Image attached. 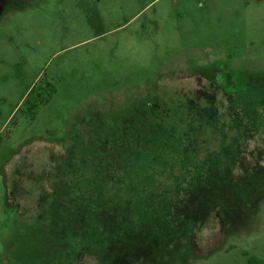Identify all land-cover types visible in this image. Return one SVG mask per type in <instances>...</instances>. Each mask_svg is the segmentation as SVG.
<instances>
[{
	"label": "rangeland",
	"instance_id": "obj_1",
	"mask_svg": "<svg viewBox=\"0 0 264 264\" xmlns=\"http://www.w3.org/2000/svg\"><path fill=\"white\" fill-rule=\"evenodd\" d=\"M0 10V264H264V0Z\"/></svg>",
	"mask_w": 264,
	"mask_h": 264
},
{
	"label": "trees",
	"instance_id": "obj_2",
	"mask_svg": "<svg viewBox=\"0 0 264 264\" xmlns=\"http://www.w3.org/2000/svg\"><path fill=\"white\" fill-rule=\"evenodd\" d=\"M32 94L28 92L23 98L21 105L23 106L24 114L30 119H34L38 114L42 105L46 104L53 93L55 92V86L47 80H42L39 84L32 86ZM11 130L0 134V143L3 137L9 138ZM249 264H259L254 258L249 259Z\"/></svg>",
	"mask_w": 264,
	"mask_h": 264
},
{
	"label": "crops",
	"instance_id": "obj_3",
	"mask_svg": "<svg viewBox=\"0 0 264 264\" xmlns=\"http://www.w3.org/2000/svg\"><path fill=\"white\" fill-rule=\"evenodd\" d=\"M7 6H8V5H7ZM7 6H6L5 8H7ZM2 11H4V10L2 9ZM2 11H0V13H1Z\"/></svg>",
	"mask_w": 264,
	"mask_h": 264
},
{
	"label": "flooded vegetation",
	"instance_id": "obj_4",
	"mask_svg": "<svg viewBox=\"0 0 264 264\" xmlns=\"http://www.w3.org/2000/svg\"><path fill=\"white\" fill-rule=\"evenodd\" d=\"M8 5V3H6V6ZM1 11V10H0Z\"/></svg>",
	"mask_w": 264,
	"mask_h": 264
}]
</instances>
